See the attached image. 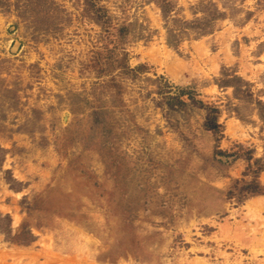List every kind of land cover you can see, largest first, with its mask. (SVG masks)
I'll list each match as a JSON object with an SVG mask.
<instances>
[{"label":"rangeland","instance_id":"obj_1","mask_svg":"<svg viewBox=\"0 0 264 264\" xmlns=\"http://www.w3.org/2000/svg\"><path fill=\"white\" fill-rule=\"evenodd\" d=\"M25 1L0 4V264H264V191L238 197L264 157V0H204L227 17L178 46L155 2L96 0L105 28L85 0ZM166 82L221 109L219 140L165 114Z\"/></svg>","mask_w":264,"mask_h":264},{"label":"trees","instance_id":"obj_2","mask_svg":"<svg viewBox=\"0 0 264 264\" xmlns=\"http://www.w3.org/2000/svg\"><path fill=\"white\" fill-rule=\"evenodd\" d=\"M5 0H0V4L6 3L2 2ZM150 2H155L161 9L163 14L164 27L167 34V43L171 46H178L186 37L194 35L196 37L204 36L206 34L212 33L215 29L216 23L227 17V13L222 11L217 3L213 1L201 0L195 8H193V15L195 18L193 20H186L184 17H179L180 8L173 0H148ZM25 2H28L27 0ZM28 5V3H26ZM86 10L92 16V19L103 23L105 28H108L110 22L108 21L106 11L104 12L101 7L96 4V0H85ZM201 13L202 16L197 17ZM131 24L126 21L117 22V49L122 48L126 42V37L129 32ZM127 55L125 52L123 53ZM123 62L120 61V63ZM142 67L137 69H130L129 67H123L122 71L136 73ZM121 71V72H122ZM218 86L220 88H233L234 96L240 100L246 99L247 97H252L251 92L252 84L245 80L243 77L239 76L234 72L233 74H228L226 70L222 74V78L219 79ZM161 98L157 102V105L163 109L166 115H172L181 113L184 114L189 112V110H196L204 112V122L203 127L206 131L212 132L218 137V140L223 136V124L220 122L221 109L215 105L210 104L199 98V95L188 88L175 87L169 82H166L164 86L160 88ZM256 105V110L259 118L264 121V102L259 99H254ZM2 151V148H0ZM219 155L227 154L221 150L217 152ZM250 159V158H249ZM252 159V158H251ZM2 160H0L1 162ZM257 164V166H254ZM254 164H250L248 171L252 172L254 179L243 185V187L238 192V197H243L247 195H257L261 194L264 189L259 181V174L264 170V157L255 160ZM3 219L8 221V225L11 224V218L9 215L2 216Z\"/></svg>","mask_w":264,"mask_h":264}]
</instances>
